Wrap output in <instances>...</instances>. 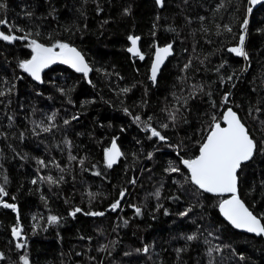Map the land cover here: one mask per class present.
Segmentation results:
<instances>
[{
    "label": "trees",
    "instance_id": "trees-1",
    "mask_svg": "<svg viewBox=\"0 0 264 264\" xmlns=\"http://www.w3.org/2000/svg\"><path fill=\"white\" fill-rule=\"evenodd\" d=\"M0 2V19L8 21L0 31L31 33L29 40H0V186L4 202L16 205L0 204V264H23L22 256L29 264H264V238L230 226L217 210L222 197L195 187L180 163L197 154L213 115L232 106L258 144L239 171V195L264 215V3L249 13L248 0H164L161 7L154 0ZM245 18L247 60L227 50L237 45ZM129 35L140 36L145 59L125 51ZM30 39L76 47L89 77L56 62L36 83L19 67L31 58ZM155 43L171 44L173 53L153 84ZM149 125L166 140L151 137ZM114 139L122 155L109 168L104 152ZM48 176L56 183L41 179ZM75 208L82 212L73 217ZM18 221L25 240L12 236ZM145 246L147 253L137 251Z\"/></svg>",
    "mask_w": 264,
    "mask_h": 264
},
{
    "label": "snow or ice",
    "instance_id": "snow-or-ice-1",
    "mask_svg": "<svg viewBox=\"0 0 264 264\" xmlns=\"http://www.w3.org/2000/svg\"><path fill=\"white\" fill-rule=\"evenodd\" d=\"M264 2V0H248L250 5H257ZM157 5L163 6L164 0H156ZM6 9V4L0 2V11ZM127 12V10H125ZM247 12L251 13L252 8L249 7ZM29 15H31L29 13ZM249 20L245 18L241 25V34L239 35L238 45L228 49L229 52L234 53L238 57H243L245 60L248 59V53L245 51V40L246 32ZM0 26H8V21L6 19H0ZM225 30L231 32L232 29L225 26ZM13 31V27H9V33ZM15 31H24L21 28H15ZM31 33H26L23 36H16L12 34H6L4 31H0V40L12 42L18 39L29 40ZM140 37L130 35L128 40L131 43V47L127 51L134 56H138L141 60L144 56L141 54L140 49L137 46V42ZM28 47L31 49L32 55L30 59H25L19 62V67L26 73H28L34 80L41 81V72L43 69L49 67L51 64L56 62L69 65L78 73H83L87 78L88 73L91 71L88 63L85 61L84 56L75 47H72L68 43L56 42L51 46H46L43 43L37 42L36 39H30ZM58 49V51L56 50ZM172 54V45L168 44L164 47H156L155 56L151 65V76L150 79L155 84L157 80V74L160 70L161 65L164 63L166 57ZM189 65H185V68ZM229 80L232 77H228ZM127 92L128 89H123ZM5 95L4 92H0V96ZM230 93H225L222 104H227L229 100ZM177 111H179L177 109ZM11 119V117H9ZM55 119V114L48 117L49 122ZM76 119V117H73ZM170 119L175 121L176 116L174 113L170 115ZM135 120H140L139 116L135 117ZM151 120V117H149ZM69 120H64V124H69ZM222 124L224 126H222ZM37 127H41L37 125ZM51 127H42L41 131L44 133L50 132ZM162 127L167 128L168 124L162 125ZM148 130L151 132V137H157L161 141H165L166 137L163 136L156 128L148 126ZM23 136V133H21ZM150 137V138H151ZM65 143L70 144L69 141ZM258 150V144L252 137L250 131L246 127L245 123L242 122L238 114L233 111L231 107H228L226 111L223 112L222 119H217L215 115L212 117V123L209 126L206 137L203 142L199 144V154L193 158L183 159L181 158L180 163L188 170L189 179L192 184H194L199 190L205 193H211L215 195L223 196L224 194H229L228 198L221 199L219 201V211L221 215L234 227L237 229H243L249 233H254L258 236L264 235V215L258 217L251 211L240 198L238 193V181H239V171L246 162L250 161L255 152ZM122 155L120 149L117 147L116 140L112 141L111 147L105 149L104 157L107 167L111 168L113 164L117 162V159ZM151 157V153H149ZM71 160H75V156H70ZM42 166L44 161H38ZM83 164V160L80 161ZM63 170V169H62ZM169 172H179L178 167L170 166L167 170ZM99 174V173H96ZM6 179V178H5ZM41 179L47 180L49 183H56V181L51 177H41ZM63 179V177H61ZM33 184L37 183L36 180L32 181ZM135 183V181H132ZM125 195L124 191L120 192V197L123 198ZM156 197L159 198L160 192L157 190L155 193ZM7 196V192L3 186H0V204L4 208H10L16 211V205L12 203L4 202V197ZM14 199V198H13ZM120 206V200H117L110 207L111 210L115 211ZM136 215H140L141 209L135 207ZM191 211L189 208L185 212H181V216L187 215V212ZM82 212L81 208H75L74 211L70 212L71 216H75L77 213ZM167 214V211H166ZM85 215L91 216H103V212H88ZM48 222L54 224L58 222L56 216H49ZM125 224L128 223L127 220L124 221ZM21 228L19 226V221L17 225L12 228L13 237L21 236ZM187 240L192 241L196 239L195 235H189L186 237ZM25 245L18 243L17 248H22ZM103 246L101 250H104ZM219 251V249H216ZM137 251H143L147 253L149 251L148 246H145L142 250L137 249ZM179 251V250H178ZM212 249H209V255H211ZM128 255V253H126ZM243 259V257H241ZM21 260L23 264H29L27 256H22Z\"/></svg>",
    "mask_w": 264,
    "mask_h": 264
},
{
    "label": "water",
    "instance_id": "water-1",
    "mask_svg": "<svg viewBox=\"0 0 264 264\" xmlns=\"http://www.w3.org/2000/svg\"><path fill=\"white\" fill-rule=\"evenodd\" d=\"M155 2H156V0H154ZM264 2H262L261 4H257V5H250V7L252 8V10L254 9V8H257V7H259V6H261L262 4H263ZM158 7H161V6H159L158 5ZM130 36V35H129ZM128 36V37H129ZM132 36H137V37H140V36H138V35H132ZM7 42V41H6ZM38 42V41H37ZM238 42H239V39H238ZM40 43V42H39ZM168 44H164V45H158L157 43H155L154 44V50H153V53H152V55H151V60H150V64H149V70H148V80L149 81H151L152 82V80L150 79V76H151V65H152V61H153V59H154V56H155V49H156V47H164V46H167ZM237 45H238V43H237ZM237 45H235V46H237ZM46 46H48V45H46ZM72 46V45H71ZM137 46H138V48L140 49V39L138 40V42H137ZM235 46H233V47H235ZM72 47H74V46H72ZM129 47H131V43H130V41L128 40V46L126 47V49H125V51L127 52V54L130 56V57H138V56H134L133 54H131V53H129L128 51H127V49L129 48ZM76 48V47H75ZM229 48H231V47H228L227 48V50L229 49ZM77 49V48H76ZM78 50V49H77ZM58 51V50H57ZM79 51V50H78ZM140 51H141V49H140ZM229 52V51H228ZM173 53V52H172ZM231 53V52H230ZM82 54V53H81ZM141 54L144 56V58H145V54L141 51ZM232 54H234V53H232ZM172 55V54H171ZM170 55V56H171ZM235 55V54H234ZM170 56H168V57H166L165 58V60H164V63L166 62V60L170 57ZM236 56V55H235ZM85 58V57H84ZM139 58V57H138ZM140 59V58H139ZM141 60V59H140ZM85 61H86V59H85ZM87 62V61H86ZM88 63V62H87ZM163 63V64H164ZM60 64H62V63H60ZM163 64L161 65V67L163 66ZM62 65H65V66H67V67H69L73 72H75V73H78V72H76L73 68H71L69 65H66V64H62ZM89 65V64H88ZM90 67V66H89ZM160 67V68H161ZM91 68V67H90ZM44 71H45V69H43L42 70V72H41V81H43V73H44ZM91 71H92V69H91ZM91 71L88 73V76H87V78L89 77V75H90V73H91ZM159 73V72H158ZM27 75H28V77L29 78H31L33 81H35L36 83H38V84H41L42 82H40V81H36V80H34L28 73H26ZM78 74H82V75H84L83 73H78ZM158 75V74H157ZM153 83V82H152ZM154 84V83H153ZM228 107H231L232 108V106H227L224 110H223V112L224 111H226V109L228 108ZM233 109V108H232ZM233 111H235L234 109H233ZM223 112H222V114H221V116H220V119H222V116H223ZM236 112V111H235ZM237 113V112H236ZM238 114V113H237ZM239 116V115H238ZM222 126H224L223 124H222ZM207 135V134H206ZM206 135H205V137H206ZM204 137V138H205ZM204 140V139H203ZM203 142V141H202ZM111 144H112V141L110 142V144L108 145V147L106 148V149H108V148H110L111 147ZM117 147L119 148V146H118V144H117ZM120 149V148H119ZM121 151V150H120ZM199 154V148H198V152H197V154L196 155H198ZM195 155V156H196ZM121 157V156H120ZM120 157L117 159V161L120 159ZM105 158V157H104ZM249 162V161H248ZM247 163V162H246ZM245 163V164H246ZM114 165V164H113ZM187 170V169H186ZM187 173H188V170H187ZM188 176H189V173H188ZM190 180V179H189ZM191 182V181H190ZM194 185V184H193ZM195 186V185H194ZM196 187V186H195ZM201 191V190H200ZM205 193V192H204ZM238 193H239V191H238ZM206 194H209V195H212V196H220V195H215V194H211V193H206ZM228 195L229 194H224L223 196H221L222 197V199H226V198H228ZM218 205H219V203H218ZM218 205H217V210H218V212H219V214H220V216L230 225V226H232L222 215H221V213H220V211H219V207H218ZM246 205V204H245ZM247 206V205H246ZM248 207V206H247ZM249 208V207H248ZM20 226V225H19ZM233 227V226H232ZM21 228V227H20ZM234 228V227H233ZM234 229H236V230H238V231H241V232H245V233H248V234H252V235H255V236H258V235H256V234H254V233H249V232H247V231H245V230H243V229H237V228H234ZM13 236V235H12ZM261 237H263L264 238V235H262ZM14 238V240H18V239H22V240H25V236L21 233V236L20 237H13Z\"/></svg>",
    "mask_w": 264,
    "mask_h": 264
},
{
    "label": "flooded vegetation",
    "instance_id": "flooded-vegetation-1",
    "mask_svg": "<svg viewBox=\"0 0 264 264\" xmlns=\"http://www.w3.org/2000/svg\"><path fill=\"white\" fill-rule=\"evenodd\" d=\"M153 50H154V48H153ZM132 58H138V57H132ZM145 59V58H144ZM87 61V60H86ZM88 62V61H87ZM89 64V63H88ZM149 64H150V62H149ZM90 66V65H89Z\"/></svg>",
    "mask_w": 264,
    "mask_h": 264
},
{
    "label": "rangeland",
    "instance_id": "rangeland-1",
    "mask_svg": "<svg viewBox=\"0 0 264 264\" xmlns=\"http://www.w3.org/2000/svg\"><path fill=\"white\" fill-rule=\"evenodd\" d=\"M223 112V111H222ZM222 114V113H221ZM221 116V115H220ZM220 119V118H219ZM198 144H200V142L198 143Z\"/></svg>",
    "mask_w": 264,
    "mask_h": 264
},
{
    "label": "bare ground",
    "instance_id": "bare-ground-1",
    "mask_svg": "<svg viewBox=\"0 0 264 264\" xmlns=\"http://www.w3.org/2000/svg\"><path fill=\"white\" fill-rule=\"evenodd\" d=\"M43 82V81H42ZM241 232V231H240Z\"/></svg>",
    "mask_w": 264,
    "mask_h": 264
}]
</instances>
